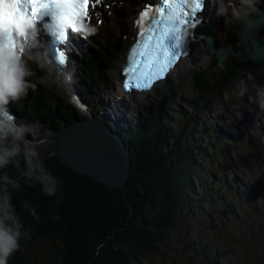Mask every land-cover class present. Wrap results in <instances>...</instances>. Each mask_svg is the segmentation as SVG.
I'll return each instance as SVG.
<instances>
[{
	"label": "trees",
	"instance_id": "trees-1",
	"mask_svg": "<svg viewBox=\"0 0 264 264\" xmlns=\"http://www.w3.org/2000/svg\"><path fill=\"white\" fill-rule=\"evenodd\" d=\"M226 29L220 46L230 43L233 50L237 37L233 41L229 37L236 34L235 25L225 24ZM202 31L204 37L213 36L217 29L210 24ZM100 36L96 50L82 52L80 58L75 56L76 73L81 86L87 92L82 94L84 100L90 95L95 96L93 92L102 82L100 76L106 71L111 54L119 45L118 41L113 40L117 37L112 29L102 28ZM211 55L213 60L211 59L212 62L207 66L206 64L194 66V75L191 76L193 93L188 95L189 99L182 98L180 101L191 111L200 109V114L204 113L203 103L211 98L212 93L207 91L209 95L204 94L199 91L200 89H211L213 86L214 89L220 90L216 91L219 96L222 90H230L228 82L239 72H252L256 69L255 83H258L262 77L260 75L264 74V57L253 62H239L236 57H226L219 62L212 52ZM229 62L232 64L228 65ZM43 75V72L37 70L36 78ZM217 77L221 80L216 82ZM58 89L57 78H51L48 83L38 85L37 90L30 91L19 106L13 105L18 118L38 122L41 128L45 127L43 129L50 131L51 134L58 128L80 119L76 109L60 95ZM170 95L169 91L163 92L158 108L144 111L138 123H127L123 127L119 124L115 126L130 156L129 174L122 189H108L87 176L73 172L63 166L51 151L41 157L45 167L59 181L57 194L53 197L46 196L38 182L20 178L22 164L20 169L9 165L7 169L0 171V175L6 172L10 177L20 179L21 190L11 192L12 202L25 229L30 231V238L27 242L26 240L20 242V250L12 256L10 263H27L25 252L28 246L36 239L43 238L45 241L50 240L51 250L48 252V259L45 257L37 264H85L87 261L84 260L85 257L90 256L92 259L97 253L106 259L109 256L116 257L117 264H142L136 261V257L141 255L140 250L155 251L157 243L164 244L169 232L177 227L174 223L179 212L191 215L194 213L191 210L193 206L196 205L195 208L200 210L205 202L212 203L207 194L210 192L209 189L214 191L212 196L219 199V195L224 197L225 192H229L230 195V191H234L230 200L225 201L219 211L222 218L232 212L231 208L236 207L232 198L237 196L235 189L241 176L237 171L235 158L238 156L236 149L240 145L234 147L233 139L229 138L226 132H222L211 119L202 116L191 117L183 108L178 110L182 124L174 133L170 128L172 121L168 108ZM91 105L94 103L91 102ZM207 131L210 133H206ZM211 132L216 134L220 142L215 140L208 142V138L205 139ZM221 147L227 152L226 156L222 159L217 158L214 162L208 154L215 148L213 153L217 155ZM249 158L257 167L262 166L257 149L254 153H249ZM214 163L218 169L213 166ZM220 168H223V172ZM206 169L208 170L205 171ZM202 173L209 178L207 182H203ZM196 183L201 187L200 193L196 191ZM187 193H192V197H188ZM24 201L35 209L38 218H34L28 209L21 207ZM193 201H196L195 205ZM142 211H145V215ZM137 214H142L140 216L144 218V223L133 232L131 224ZM136 232L138 237H133ZM90 244L91 247H88ZM103 244L119 246H116V250L113 246H108L107 250L101 253L99 246ZM206 245H200L196 249L203 254ZM121 246H125L126 249H122ZM117 252L121 254L117 255ZM27 264L33 263L28 261Z\"/></svg>",
	"mask_w": 264,
	"mask_h": 264
},
{
	"label": "rangeland",
	"instance_id": "rangeland-1",
	"mask_svg": "<svg viewBox=\"0 0 264 264\" xmlns=\"http://www.w3.org/2000/svg\"><path fill=\"white\" fill-rule=\"evenodd\" d=\"M135 1L136 0H122L118 5L111 4L110 14H107V10L103 11L102 8H99V12L95 13L91 20V25L94 24L97 28L95 36L79 40L81 45L77 48L76 53H74V55L77 56L87 50L94 51L98 48L101 37V27L105 30L106 28L112 29V32L117 37V39L113 40L119 43L115 52L111 54L110 63L108 67L105 68L106 71L100 76L102 82H100V85L93 92L95 96L90 95L88 98H85V100L82 99V94H87V92L84 87L81 86L76 73L77 63H74L72 67L69 64L67 69L73 72L74 83L71 85L70 89L66 90L59 79H57L60 95L64 97L70 106L76 109L77 116L80 119L82 117H88L89 115L94 116L99 113L102 116L103 122L111 128L112 131L118 132L115 130V126L119 124L120 127H123L127 123H138L142 119L144 111L158 108L161 104L163 92L169 91L171 93L168 103L170 119L172 120L170 125L171 130L174 133L177 132L182 124V120L179 118L181 116L178 111L179 108L185 109L187 113L191 114V117L202 116L211 119L222 132H226L228 137L233 139L234 147L240 145V147L236 149L238 150V156L235 158L237 159L236 162L238 165L237 171L241 173L238 187L235 189L237 196L232 198L236 203V207L231 208L232 212L228 213L225 218H222L220 215V207L226 203L225 201L230 200L234 191H230V195L228 194L229 192H225L224 197L218 194L220 197L219 199L218 197L212 196L214 191L209 189L210 192L207 194L212 203L208 204L205 202L203 208L197 210L195 208L196 201H193V205L195 206H193L191 210L194 213L190 215L186 212V214L183 215V213L179 212L174 223L177 227H175L172 232H169L164 244L157 243L155 251H145L141 249V255L136 257V261L142 264H264V140L262 142L256 141L254 138H251L250 135L252 130H259L263 121L262 116L257 115L256 105L249 102V97L254 96L255 90L264 87V74H261V80L255 83L254 80H256V77L254 75L255 72H257L256 69L252 72H239L228 82V84L230 83V90H222L219 96H217L218 93L216 91L219 92L220 90L217 88L214 89L215 87L213 86L211 89H200L199 91L204 94L212 92L210 93L211 98L206 99L203 103V114H200V109L191 111L186 105L180 102L182 98L189 99L188 95L193 93L191 89V76L194 75V66L197 64L202 66L206 64L207 66L213 60L211 55L212 51L209 50L207 44V37L211 39L213 37L216 47L219 48L223 42L224 34L226 35L228 28L225 30V23L223 19L217 15V10L215 8L214 11L211 10L209 15H211V19L215 23L214 26L217 29L216 33L214 32V35L212 34L213 36L207 35L206 39L203 40V31L199 30L195 34V37L197 36L198 38L194 41L196 43L191 48L188 47L190 58L187 62L180 61L179 66L167 74V81L164 79V81L157 84L153 90L147 91L144 94L134 92L129 93L132 95L119 94L117 78L120 69L119 61L124 55L123 51L126 45L124 38L125 32L130 30L134 19L133 14L135 11L139 10L140 3L143 2L140 0V2L137 1L138 3L135 4ZM258 7L264 10V3L259 4ZM99 15H102L103 21L100 25H97L95 22ZM215 18L218 19L216 20ZM203 19L207 20L208 18L203 17ZM236 37L237 34H234L231 35L229 39L233 41ZM235 51L236 47L229 52L227 57H235ZM80 56L77 58H80ZM236 60L238 61L237 58ZM227 64L231 65L232 63L229 62ZM216 70L217 69H214V71ZM219 80H221L219 77L215 79L216 82ZM241 92L244 93L243 96L240 95ZM24 99L20 100L17 106H19ZM121 101L123 102L122 104ZM91 102L94 103L93 106ZM11 112L16 116V120H22L17 118L18 116L13 109ZM43 128H41V156L48 155L51 151L46 141L50 137V131ZM206 133L210 132L207 131ZM215 135L214 132H211V135L208 137L205 136V139L208 138V142L213 140L220 142V139ZM28 139H30V137ZM248 142L251 144L247 145ZM256 149L258 150L259 161L261 160V167H257L256 163L249 158V153H254ZM214 151L215 148H213L210 154L207 153L214 162H216L217 158L222 159L227 153L223 147L219 148L217 155H214ZM201 155L203 156L202 153ZM213 166L218 169L215 163ZM220 170L223 172V168H220ZM203 176V182L209 179L205 177L204 174ZM197 178L200 177L197 176ZM195 187L196 191L200 193V185L197 186L196 183ZM187 195L188 197H192V193H187ZM228 210L230 209L228 208ZM142 213L145 215V211H142ZM140 215L142 214H137L133 217L131 224V230L133 232L139 229L144 223V218ZM133 237H138V232H136ZM55 240L56 239L53 241L55 242ZM21 241L23 242L24 239ZM49 241L48 239L45 241L43 238L33 241L25 252L27 263L29 261L33 264H37L44 260L45 257L47 260L49 257L48 252L51 250ZM203 244L207 245L205 247L206 251L202 254L196 247H200V245ZM108 246H113L116 250V246L119 245L103 244L99 246L101 249L99 252L104 253ZM88 247H91V244L88 245ZM121 247L122 249H126L125 246ZM118 254L120 255L121 252H117V255ZM101 255L102 254L97 253L92 259L90 256L85 257L87 258H84L85 261L87 260L85 264H117L116 257L112 258L109 256V258L106 259L104 256L101 257ZM9 264L12 263L9 261Z\"/></svg>",
	"mask_w": 264,
	"mask_h": 264
},
{
	"label": "clouds",
	"instance_id": "clouds-1",
	"mask_svg": "<svg viewBox=\"0 0 264 264\" xmlns=\"http://www.w3.org/2000/svg\"><path fill=\"white\" fill-rule=\"evenodd\" d=\"M15 2L0 0V13H13L7 30L0 24V171L9 165L20 169L22 164L20 178L38 182L42 192L53 197L57 194L59 181L45 167L41 157V125L16 120L8 106L26 98L30 91H36L38 85L48 83L51 78H58L66 90L74 83L73 72L63 71L58 60H54L46 51L38 24H42L44 31L54 39L66 36L69 31L87 39L96 33L97 28L67 7H57L45 13L43 16H47V22L41 18L33 20L30 14L20 15L9 7ZM164 3L166 19L169 22L177 21L185 0H164ZM212 3L226 25H244L241 38L245 42L253 31L264 27V20L252 19L261 10L258 5L264 0H212ZM37 70L44 75L36 78ZM243 94L240 93L241 96ZM249 102L256 105L258 116L264 115V87L257 88L254 96L249 97ZM20 190V179L10 177L6 172L0 175V264H8L20 250L21 240L30 238V231L25 229L12 202L11 192ZM21 207L38 218L27 201Z\"/></svg>",
	"mask_w": 264,
	"mask_h": 264
},
{
	"label": "snow or ice",
	"instance_id": "snow-or-ice-1",
	"mask_svg": "<svg viewBox=\"0 0 264 264\" xmlns=\"http://www.w3.org/2000/svg\"><path fill=\"white\" fill-rule=\"evenodd\" d=\"M21 0H16L9 7L25 15L20 11ZM89 0H27L30 5V15L33 20L40 19L45 13L57 7H67L81 18L87 17V5ZM192 0H185V6L175 22L168 20L161 21L160 24H141V31L138 32L137 43L133 46L130 54L131 66L127 69L128 83L125 87L148 88L158 80L162 79L169 67L181 56V37L185 26L195 27V9L189 11L188 5ZM204 0H199L198 7L203 9ZM11 11L0 13V24L4 29L12 18ZM143 17H148L149 12L142 13ZM155 15L152 19L155 20ZM182 21V23H181ZM67 38V35L64 36ZM57 42H60L57 39ZM57 60L63 65L66 58L62 50H57Z\"/></svg>",
	"mask_w": 264,
	"mask_h": 264
},
{
	"label": "water",
	"instance_id": "water-1",
	"mask_svg": "<svg viewBox=\"0 0 264 264\" xmlns=\"http://www.w3.org/2000/svg\"><path fill=\"white\" fill-rule=\"evenodd\" d=\"M240 31L243 32L244 29L235 26L236 34ZM237 40L238 38L236 44H238ZM207 44L209 50L220 61H223L232 50L230 43H224L221 47L216 48L210 37H207ZM238 50L240 52H237ZM235 52L238 61L258 60L264 57V52L248 51L240 45L236 46ZM94 127L106 137L105 143L98 141L101 139L99 136L90 134L89 130ZM51 135L61 140L57 143V150L60 149L62 143L65 144L63 145L64 154L58 155L54 152L60 163L73 172L100 182L108 189L123 187V182L128 175V168H125L128 157L123 146L124 142L118 132L111 131L106 127L99 113L74 120L72 123L58 128ZM88 139L92 143L87 142ZM92 151L97 152L101 161L91 155Z\"/></svg>",
	"mask_w": 264,
	"mask_h": 264
},
{
	"label": "bare ground",
	"instance_id": "bare-ground-1",
	"mask_svg": "<svg viewBox=\"0 0 264 264\" xmlns=\"http://www.w3.org/2000/svg\"><path fill=\"white\" fill-rule=\"evenodd\" d=\"M137 1H139L140 2V0H136L135 1V4H137L138 2ZM141 1H143V0H141ZM212 2V1H211ZM103 4H101L100 6H102ZM198 5H199V0H192V3L190 4V8H191V10L192 9H195V12H194V14H195V16H196V20H195V22L197 23V25L195 26V28H194V30L190 33V39H191V41L190 42H188L187 44H186V47H192L196 42H194V40H197L198 38H197V36L195 37V34L200 30H205V28L206 27H209V25L210 24H212V25H215V23L213 22V20L211 19V15H209V13H211V10H215V8L216 7H214L213 6V8H210V7H208V6H206V3L204 2V6H203V9L202 10H200V8L198 7ZM142 6H143V2L142 3H140V6H139V10L142 8ZM260 9H261V7H259ZM138 10V11H139ZM137 14V13H136ZM203 17L204 18H208L207 20H204L203 19ZM216 20L218 19V18H215ZM252 19L253 20H256V19H261V20H264V10H260V11H258L257 13H256V15L255 16H253L252 17ZM137 17H136V15H135V17H134V19H133V22H132V24H131V28H130V30H128V31H126L125 32V43H126V45L124 46V55L122 56V58H121V60L119 61L120 62V69H119V71H118V78H117V80L118 81H120L121 80V76H120V71H121V67H122V65L124 64V60H125V58H126V56L128 57V48H129V46H130V44L132 43V41H133V39L135 38V40H136V38H137V34H138V31L141 29V27H140V24H144V22L143 23H140V22H142V20H140V22L139 23H137ZM215 20V21H216ZM206 23V24H205ZM238 28H242V29H244V25H239V26H237ZM101 29H102V27L100 28V31H101ZM241 34H242V31H240V32H237V38H238V40H237V42H238V44H236V46L238 45H240L241 47H245L248 51H253V50H256V51H259V52H264V27H261L260 29H258V30H256V31H253L251 34H250V38H249V40L247 41V42H245L242 38H241ZM194 37V39L192 40V38ZM203 37H204V34H203ZM189 38L187 39V40H189ZM196 38V39H195ZM204 39H206V36L203 38V40ZM212 42H214L213 40H214V38L212 37ZM81 45V43H79L77 46H74V45H70L69 46V53H70V55H71V59H69V61L67 60V65H65L64 67H61L62 68V70L63 71H65V70H67L68 69V66H69V64L71 65V67L72 66H74V63L76 64V59H75V56L76 55H74V53H76V50H77V48L79 47ZM190 45V46H189ZM235 46V47H236ZM190 51V50H189ZM237 52H240L239 50L237 51ZM190 58V56H189V54H188V52H187V49H186V53L184 54V56H182L181 58H180V60L178 61V63L174 66V68L173 69H175V68H177L178 66H179V62L180 61H184V62H187L188 61V59ZM217 59V58H216ZM218 60V59H217ZM219 62H220V60H218ZM253 61H257L256 59L255 60H251L250 62H253ZM239 62H241V61H239ZM172 69V70H173ZM171 70V71H172ZM170 71V72H171ZM58 79V78H57ZM164 80H160L159 81V83H157V84H160V82H163ZM165 81H167V75H166V78H165ZM122 84V82H119V84ZM118 84V82H117V85H118V87H119V89H118V92H119V94H121V95H132V94H129L130 92L131 93H141V94H144L145 92H147V91H145V92H142L141 90H138L137 91V89L135 88V89H133L132 91H130V92H125L124 90H123V88H122V86H120ZM156 84V85H157ZM155 85V86H156ZM155 86L153 85L152 87H151V89L150 90H148V91H151V90H153L154 88H155ZM75 94H76V92H75ZM77 95V94H76ZM76 102H77V98H76ZM123 102L121 101V104H122ZM14 105V103H11L9 106H8V110H9V112H10V114L13 116V117H15L16 118V116H14L13 114H12V112H11V110L13 109L14 110V107L15 106H13ZM18 118V117H17ZM110 119V118H109ZM114 121V120H113ZM106 125V124H105ZM106 127L108 128V129H110L111 130V128H109L107 125H106ZM114 128V127H113ZM112 131V130H111ZM89 132H90V134L92 135V136H95V135H97V136H99L101 139H99L98 141L100 142V143H105V140H106V137L105 136H103V134L98 130V129H96L95 127L93 128V129H90L89 130ZM47 141V143H48V145H49V147H50V150H51V152H52V154L54 155V156H56L55 155V153L54 152H56L58 155H61V154H64L65 153V151H64V148H63V145H65L64 143H62V145H61V147H60V149L59 150H57L56 148H58V145H57V143L59 142V141H61V140H59V139H56L55 137H53L52 135H51V133H50V137L46 140ZM87 142H91L90 141V139H88V141ZM92 143V142H91ZM123 146H124V148L126 149V154H127V165H126V167L125 168H128L129 167V164H130V156H129V150H128V148L125 146V144L123 143ZM91 155H93L94 157H96L98 160H100L101 161V157L97 154V152H95V151H92V153H91ZM57 159V158H56ZM58 160V159H57ZM59 161V160H58ZM125 166V165H124ZM129 174V173H128ZM126 178H127V176H126ZM126 178H125V180L124 181H126ZM95 181V180H94ZM97 182V181H96ZM98 183H100V182H98ZM116 189V188H115ZM111 190H114V189H111Z\"/></svg>",
	"mask_w": 264,
	"mask_h": 264
},
{
	"label": "flooded vegetation",
	"instance_id": "flooded-vegetation-1",
	"mask_svg": "<svg viewBox=\"0 0 264 264\" xmlns=\"http://www.w3.org/2000/svg\"><path fill=\"white\" fill-rule=\"evenodd\" d=\"M71 260H72V259H70V261H71ZM70 261H69V262H70Z\"/></svg>",
	"mask_w": 264,
	"mask_h": 264
}]
</instances>
